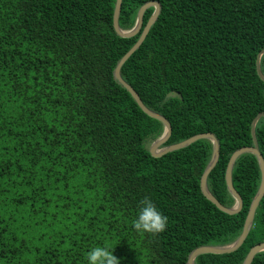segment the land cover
<instances>
[{
    "label": "trees",
    "instance_id": "1",
    "mask_svg": "<svg viewBox=\"0 0 264 264\" xmlns=\"http://www.w3.org/2000/svg\"><path fill=\"white\" fill-rule=\"evenodd\" d=\"M148 2L160 14L121 68L143 104L164 117L163 147L213 134L219 159L207 179L225 207L235 203L225 173L231 156L252 147L264 114L256 59L264 49V0H122L119 27L130 30ZM116 0H0V264H86L110 246L120 264H187L200 246H224L242 233L261 182L255 156L232 171L243 207L220 211L201 191L212 144L198 140L153 157L146 147L163 125L114 79L138 41L113 27ZM264 76V55L260 61ZM178 92L182 99L168 98ZM264 158V118L255 127ZM145 197L166 215L160 234L132 224ZM264 241V196L235 252L195 264H242ZM251 264H264V252Z\"/></svg>",
    "mask_w": 264,
    "mask_h": 264
},
{
    "label": "water",
    "instance_id": "2",
    "mask_svg": "<svg viewBox=\"0 0 264 264\" xmlns=\"http://www.w3.org/2000/svg\"><path fill=\"white\" fill-rule=\"evenodd\" d=\"M121 5H122V0H116L115 3V8H114V14H113V27L115 32L117 33L118 36L123 37V38H130L135 36L137 33L141 31L142 28V23H143V15L145 11L153 7L154 12L150 16L146 26L144 27L138 41L135 43V45L122 57V59L118 62L115 70H114V79L122 86L124 87L132 96V98L135 100L137 105L140 107V109L149 117L158 120L159 122L162 123L163 125V133L162 135L157 138L153 144L151 145L149 151L153 157H161L167 153L183 149L185 147H188L189 145L195 143L198 140L206 139L211 142L212 144V155L211 159L202 175L201 178V191L203 195L211 202L213 203L220 211L229 214V215H234L238 214L243 207V202L240 197V195L236 192L233 186L232 182V171H233V166L236 162V160L243 154H252L255 156L260 173H261V182L258 188L257 193L252 199V202L250 204L245 223L243 226L242 233L240 236L232 243L224 245V246H200L196 249H194L189 257L187 264H195L196 259L201 256V255H206V254H216V255H223V254H229L232 252L237 251L245 242L254 222L256 210L259 207V204L264 196V158L262 157L260 151H259V146L258 142L256 140L255 136V127L258 121L261 118H264V114H259L252 122L251 125V136L253 140V146L252 147H244L236 152L231 156L226 173H225V181H226V186L229 194L233 197L235 203L232 207H225L222 204L218 202V200L209 192L208 187H207V179L210 174V172L214 169L216 166L218 159H219V149L220 145L217 140V138L211 134V133H206V134H199L196 136H193L185 141H182L180 143L170 145L163 147V145L167 142L169 137L171 136V126L170 123L161 115L157 114L156 112L148 109L143 102L141 101L140 97L138 94L134 91V89L127 84L121 77V68L125 64V62L133 55V53L142 45L143 41L147 37L150 28L152 25L156 22L159 14H160V5L157 2H148L145 5H143L139 11L138 15L135 21V25L133 26L132 29L130 30H122L119 27V15H120V10H121ZM264 55V49L258 54L257 59H256V72L259 78L264 82V76L262 75L261 72V66H260V61L261 57ZM168 98H179L182 99L181 95L178 92H171L167 95ZM264 252V241L261 243H258L254 245L250 251L248 252L247 256L245 257L244 261L242 264H251L254 257L261 253Z\"/></svg>",
    "mask_w": 264,
    "mask_h": 264
},
{
    "label": "clouds",
    "instance_id": "3",
    "mask_svg": "<svg viewBox=\"0 0 264 264\" xmlns=\"http://www.w3.org/2000/svg\"><path fill=\"white\" fill-rule=\"evenodd\" d=\"M169 218L161 212L153 201L145 197L138 208L136 219L132 221L137 232L146 234H160L168 226ZM110 246L98 245L86 253V264H120V260L113 254Z\"/></svg>",
    "mask_w": 264,
    "mask_h": 264
},
{
    "label": "rangeland",
    "instance_id": "4",
    "mask_svg": "<svg viewBox=\"0 0 264 264\" xmlns=\"http://www.w3.org/2000/svg\"><path fill=\"white\" fill-rule=\"evenodd\" d=\"M152 144H153V141H150V142H148V143L146 144V147H147L148 149H150V147H151Z\"/></svg>",
    "mask_w": 264,
    "mask_h": 264
}]
</instances>
